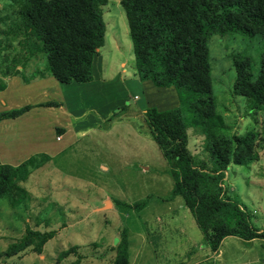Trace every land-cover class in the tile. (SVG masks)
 Wrapping results in <instances>:
<instances>
[{
  "label": "trees",
  "instance_id": "16d2710c",
  "mask_svg": "<svg viewBox=\"0 0 264 264\" xmlns=\"http://www.w3.org/2000/svg\"><path fill=\"white\" fill-rule=\"evenodd\" d=\"M107 0H7L10 12L0 14V75L21 74L32 56L43 63L30 77L49 73L58 82H88L92 60L103 45L102 6ZM132 44L135 74L156 87L173 86L178 105L159 110L148 107L143 122L157 144L179 195L202 233L203 244L216 251L226 236L243 240L264 238L239 201L223 185L229 164L248 165L259 160L256 144L264 136L250 129L227 134V124L216 110L212 95L207 41L214 35L239 33L264 39V0H120ZM3 25V26H2ZM4 37V40H3ZM19 66V68L17 67ZM233 93L244 97L251 113L264 109V52L256 72L247 58L234 61ZM22 79L27 78L22 75ZM4 86L0 84V89ZM41 105L58 106L56 101ZM30 105L0 112V120L15 118ZM116 112L109 121L116 118ZM203 136L206 159H196L187 148V129ZM48 161L35 153L17 165L0 164V198L11 206L25 197L18 185ZM117 205L141 210L145 202ZM55 230L28 226L0 252V260L30 249L40 253ZM110 264H128V242L122 231ZM74 255L68 264H81L73 247L61 251L57 261ZM1 264V263H0Z\"/></svg>",
  "mask_w": 264,
  "mask_h": 264
},
{
  "label": "rangeland",
  "instance_id": "374dc122",
  "mask_svg": "<svg viewBox=\"0 0 264 264\" xmlns=\"http://www.w3.org/2000/svg\"><path fill=\"white\" fill-rule=\"evenodd\" d=\"M6 3L7 0H0V14L10 12ZM101 8L105 32L98 53L107 67L108 75L115 73L119 79L126 81L124 90L123 84L116 81L118 90L112 110L116 115L127 117L128 123L118 124L108 133L92 139L86 138L84 145L74 146L59 155L51 170L47 167L48 161L34 169L25 181L18 183L27 193L14 206L10 205L6 197L0 198V252L19 238L26 226L39 231L55 230L54 236L45 242L40 253L26 249L17 255L1 258V264H68L75 258L74 255L59 262L57 256L70 247L82 257L81 264H110L115 255L113 249L122 231L127 236L131 264H151L148 256L152 254L149 247L153 241L148 234L155 240L157 255L163 248L169 251L176 246L175 241L167 246L168 238L159 241V218L173 209L180 212L185 206L179 195L167 201L173 195V179L143 122V116L136 113L143 98L136 85L132 86L128 81V78L133 77L135 69L125 14L120 0H107ZM207 46L214 104L228 126L227 134H242L250 129L261 131L264 127V109L255 113L248 111L244 97L233 93V82L235 60L247 58L251 72L257 71L260 56L264 52V39L229 33L212 36ZM31 60L33 66L40 67L43 55L37 53L27 64ZM26 91H29V87ZM146 92L149 102H154L155 94ZM3 100L7 99L2 98L0 104ZM90 108L88 119L90 117L94 121L95 107ZM188 131L191 138L189 149L196 151V159L205 160L207 155L201 150L203 140L196 137L197 132L193 128H188ZM260 137L256 148L262 159L261 164H264V136ZM255 164L229 165L226 169L228 181H223V185L226 189L230 187L228 195L242 201L251 212L255 209L261 215L264 213V199L263 202H257L249 195L253 185L260 189V184L255 181L259 179L257 173L264 172V167L261 169ZM254 171L257 174L255 177ZM115 199L125 203L145 202L146 208L133 210L117 205ZM108 200L112 202V207H109ZM178 216L181 217V212ZM189 231L193 240L201 235L197 227ZM200 245H204L203 242ZM183 246V250L177 251L174 260L160 261L159 264L193 262L198 253H189L191 243H184ZM250 246L246 250L242 249L246 258L254 255ZM239 248H229L224 244L218 256L206 258L198 264H250L247 259L241 262L239 257L234 256L235 253H241Z\"/></svg>",
  "mask_w": 264,
  "mask_h": 264
},
{
  "label": "crops",
  "instance_id": "0c3cea01",
  "mask_svg": "<svg viewBox=\"0 0 264 264\" xmlns=\"http://www.w3.org/2000/svg\"><path fill=\"white\" fill-rule=\"evenodd\" d=\"M32 62L31 60L26 64L24 72L23 69L21 70L22 75L27 78V81L22 79L21 74L0 75V84L4 86L0 89V100L2 98L7 99L5 101L3 100L0 104V112L17 109L23 105H30V108L19 116L0 120V164L17 165L32 154L43 153L48 157L49 165L47 164V167L51 170L54 160L58 158L59 155L65 153L74 146H80V144L82 146L86 138L89 137V139H92L98 135L108 133L118 124L128 123V118L122 115H118L116 118L109 121V118L114 112L112 109L115 107V98L118 90V86L115 85L116 81L119 80V82L123 84V86L121 85L122 90L126 88V81L119 79V75L116 76L115 73L108 75L107 67L104 66L99 53L93 57L91 66L92 79L88 82L72 81L70 83H61L47 72L44 76L30 77L36 67L32 65ZM128 81L132 86L136 85V89L141 91L143 103L137 108L136 113L142 116L144 109L148 107L153 106L159 110H163L178 105L176 90L173 86L156 87L149 80H140L135 74V71L133 77L128 78ZM12 84L13 87H11ZM28 87L29 91H26ZM10 89L15 92L8 91ZM21 89L24 91H21ZM146 91L155 94L154 102H149ZM6 93L11 94L6 97ZM134 97H136V95H134ZM46 101H56L59 105H41V103ZM90 104L95 107L96 111L95 117L92 116L95 118L94 121H92L93 119L90 117L88 119L89 111H91ZM187 135V148L191 155L195 157L196 151L193 148L189 149V146H191V138L188 129ZM57 136H59L58 139ZM196 137L199 140H203V136L198 133H196ZM252 163H256L255 165H259L261 169L264 167V164H261L262 159L260 157L259 160ZM226 173L227 170H225L224 181H228ZM257 174L256 171H254V177L256 175L259 176L258 181H254L260 184V189L253 185L254 188L250 189L249 195L251 199L254 198L257 202H263L264 172ZM229 189L230 187L228 186L226 189L227 195ZM259 190H262V193H259ZM174 197L175 195L170 196L167 198V201L172 200ZM237 200L241 207H244L246 212L254 217V220H251L249 217L252 224L258 228L260 232H264V213L259 215L255 209L251 212L242 201L239 199ZM109 207H112L111 201H109ZM144 208H146V206ZM180 212L181 217L178 216ZM180 212H177L175 209L170 210L167 214H162L160 216L158 223L157 232L158 234L161 232L159 241L161 242L163 239L168 238L167 246H169L170 242L175 241L176 246L173 250L168 251L163 248L161 253L157 255L156 245H154L155 240L152 239L151 234H148L153 241H151L152 246L149 247L152 254L148 256L151 264H159L160 261L169 262L174 260L177 251L183 250L184 243L192 244V249L189 251L190 254L198 253V255L194 257V261L190 264H198L206 260V258L218 256L222 252V246L224 244L229 248H241L240 254H234L235 257L241 259V262L248 260L250 264H264V238L243 240L236 236H226L221 240L217 250L211 251L207 245H200V242H203L201 238L202 233H200L201 235H199L198 239H192L189 230L197 227V225L193 217H189L188 214H190V212L187 207L185 206V209H181ZM144 239L146 242V236H144ZM245 244H248V246ZM250 244L251 246L254 244L252 246L254 255L250 258H246L242 249L246 250L249 248ZM232 259L235 260L234 257ZM128 264H131V258H128ZM174 264L182 263L176 262Z\"/></svg>",
  "mask_w": 264,
  "mask_h": 264
},
{
  "label": "built area",
  "instance_id": "2783aa9c",
  "mask_svg": "<svg viewBox=\"0 0 264 264\" xmlns=\"http://www.w3.org/2000/svg\"><path fill=\"white\" fill-rule=\"evenodd\" d=\"M59 138V136H57V139Z\"/></svg>",
  "mask_w": 264,
  "mask_h": 264
},
{
  "label": "water",
  "instance_id": "95a60500",
  "mask_svg": "<svg viewBox=\"0 0 264 264\" xmlns=\"http://www.w3.org/2000/svg\"><path fill=\"white\" fill-rule=\"evenodd\" d=\"M109 202V201H108Z\"/></svg>",
  "mask_w": 264,
  "mask_h": 264
}]
</instances>
